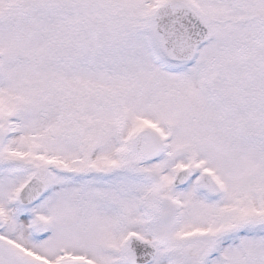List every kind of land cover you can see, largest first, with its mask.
<instances>
[{"label": "snow or ice", "instance_id": "obj_1", "mask_svg": "<svg viewBox=\"0 0 264 264\" xmlns=\"http://www.w3.org/2000/svg\"><path fill=\"white\" fill-rule=\"evenodd\" d=\"M0 264H264V0H0Z\"/></svg>", "mask_w": 264, "mask_h": 264}]
</instances>
